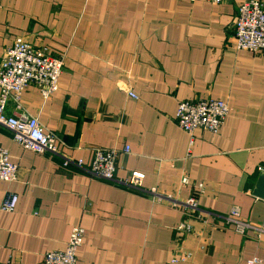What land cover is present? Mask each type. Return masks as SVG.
<instances>
[{"label":"crops","instance_id":"crops-1","mask_svg":"<svg viewBox=\"0 0 264 264\" xmlns=\"http://www.w3.org/2000/svg\"><path fill=\"white\" fill-rule=\"evenodd\" d=\"M243 2L0 0V66L20 36L62 58L59 90L44 100L31 85L20 103L65 155L90 164L95 149L118 150L120 178L143 173L147 188L196 197L211 213L238 208L264 229V198L255 194L264 178V55L236 48ZM207 99L225 101L229 116L217 135L190 136L178 106ZM6 112L18 113L13 99ZM0 147L18 166L15 182L0 180V208L9 193L19 197L14 212L0 209V264H42L77 226L85 239L76 264H264V234L221 230L214 217H185L91 180L23 149L2 127Z\"/></svg>","mask_w":264,"mask_h":264},{"label":"built area","instance_id":"built-area-1","mask_svg":"<svg viewBox=\"0 0 264 264\" xmlns=\"http://www.w3.org/2000/svg\"><path fill=\"white\" fill-rule=\"evenodd\" d=\"M193 2L197 0H192ZM213 4H222L229 0H201ZM236 48L264 55V5L259 0H244L238 8L234 34ZM62 58L49 53L44 46H36L25 37H17L14 44L3 57L0 66V127L8 130L13 141L25 150L39 155L48 154L61 160L64 168H74L91 180L102 181L126 190L139 193L151 199L156 204H167L178 209L185 217H197L205 220L214 217L215 227L221 230L231 229L246 235L249 231L263 235L264 229L254 226L241 217L238 208H233L227 215L211 213L203 209L196 197L179 199L170 194L161 193L157 188H147L144 185L145 175L134 172L128 178L118 176V150H94V159L90 164L83 159H73L61 150L60 140L48 132L38 119L21 112V96L31 85L39 88L44 100L59 90V81L63 72ZM133 99L138 97L130 92ZM13 99L18 113L8 115L7 105ZM230 113L229 105L225 101L207 99L199 101H183L179 104L176 120L178 126L192 136L198 129L218 134ZM125 153L130 147H125ZM18 166L12 162L9 152L0 147V180L12 183L17 180ZM187 184L188 180L183 179ZM203 189V185H200ZM19 197L9 193L1 205V211L14 212ZM206 221V220H205ZM179 229L189 233L190 227L183 222ZM85 229L74 227L71 231L66 248L63 251L48 252L44 255L42 264H76L77 253L83 245ZM177 262L173 260V263ZM247 264H256L250 259Z\"/></svg>","mask_w":264,"mask_h":264},{"label":"water","instance_id":"water-1","mask_svg":"<svg viewBox=\"0 0 264 264\" xmlns=\"http://www.w3.org/2000/svg\"><path fill=\"white\" fill-rule=\"evenodd\" d=\"M261 183H259V186H258V190L255 192L256 196L257 197H260V198H264V178L261 179V181H259Z\"/></svg>","mask_w":264,"mask_h":264}]
</instances>
